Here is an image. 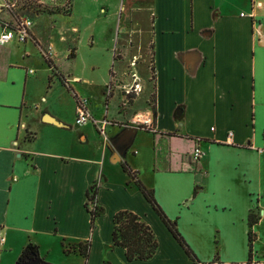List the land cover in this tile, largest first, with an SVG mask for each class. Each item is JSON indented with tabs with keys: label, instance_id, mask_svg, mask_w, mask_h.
Wrapping results in <instances>:
<instances>
[{
	"label": "crops",
	"instance_id": "crops-1",
	"mask_svg": "<svg viewBox=\"0 0 264 264\" xmlns=\"http://www.w3.org/2000/svg\"><path fill=\"white\" fill-rule=\"evenodd\" d=\"M116 1L121 9L128 0ZM94 2L49 0L59 10L31 18L30 35L23 44L12 39L0 45V237L4 238L0 264H15L29 241L37 245L43 262L57 264L54 254L81 256L64 253V245L86 240L90 241L87 264L104 260L193 264L136 184L130 185L133 180H116L111 169H105L109 157L112 162H126L153 189L165 214L176 220L180 235L203 260L199 261L264 264V0H150L146 9L155 108L144 110L154 113L153 130L138 128L131 143L138 148L130 149L131 158L125 153L120 160L91 121L102 142L96 154L80 139H40L44 132L66 127L54 111L39 108L35 97L29 96L35 72L28 68L31 54H42L48 47L51 59L42 54L47 88L52 89L55 77L57 84L71 90V80L80 81L57 68L62 57L76 56L72 32L77 27L64 23L75 15L91 16ZM13 5L12 0L0 4V14L3 7L7 9V15L0 17V32L16 21L9 10ZM66 5L69 11L64 13ZM45 15L55 18L50 29L38 23ZM115 55L119 54L112 56L103 89L110 85L113 66L117 70L121 65L122 59ZM138 56L133 53L130 63L135 65ZM145 74L135 71L132 83ZM103 89L108 105L113 99ZM72 93L74 120L82 97L88 99L95 118H108L93 113L83 92ZM39 97L45 99L43 94ZM108 119L115 122L107 126L110 139L132 117L124 123L122 117ZM110 127L116 131L110 133ZM195 148L201 152L197 159L192 155ZM142 162L149 163L148 173ZM95 181L102 212L91 228L85 201L86 190ZM121 209L136 213L154 231L158 248L151 258L128 261L122 247L112 246V216ZM250 211L257 219L250 227L253 237L248 247Z\"/></svg>",
	"mask_w": 264,
	"mask_h": 264
},
{
	"label": "rangeland",
	"instance_id": "rangeland-1",
	"mask_svg": "<svg viewBox=\"0 0 264 264\" xmlns=\"http://www.w3.org/2000/svg\"><path fill=\"white\" fill-rule=\"evenodd\" d=\"M5 1L0 0V4L4 6ZM40 1L43 5L52 6L48 3L49 0ZM99 1L103 3L97 7ZM108 1L95 0L91 16L75 15L69 20L65 18L64 26L68 28L77 27V31L72 32V35L75 36L76 56L74 59L62 57L57 68L62 74H68L70 78L73 76L79 77L80 81L73 82L71 80L72 90L57 84L55 78L58 77L53 79L52 89L47 88L46 74L42 70V65H45L44 58L37 51L31 54L32 58L28 68L33 69L35 72L31 74L33 80L28 85V89L31 91L29 96L35 97L39 108L42 106L54 111L66 127L62 130L55 128V130H51L52 132H44L41 134L40 139H45L47 136L64 141L68 139H78L79 141L80 139L81 143L86 144L92 150L86 148L87 152L90 150L92 154L97 153V147L102 142L98 138L101 136L94 130L92 123L89 121L82 126L75 125V96L72 93L74 89L77 90L78 94L83 92L89 98V104L96 116L106 114L108 118H114L115 120L122 117L123 123L130 120L136 112L150 108L152 104L149 100L153 83L149 46L150 15L146 9L150 6V0H128L130 2L127 1V3L124 1L121 9V5L118 8L119 1L113 0L111 4ZM3 8L0 17L7 15V9ZM38 23L46 25L50 29L55 25V18L45 15L40 18ZM69 34L71 33L69 32ZM114 53L119 54L118 56L115 55V58H121L122 62L119 69L115 70L116 66L114 65V71H110L112 80L109 82L110 90L108 91L107 88L103 89V85L109 78V69L111 63H113L112 56ZM133 53L139 54L135 65L132 62L130 63L129 60ZM144 69L147 75L144 73ZM135 71L145 74V77L139 75L141 79L133 84ZM123 72L126 75H123ZM102 89L107 98L113 99L108 105L104 103ZM42 94L45 99L41 101L39 96ZM31 99L32 97H30V101ZM31 106L35 105L31 104ZM117 112L119 115H117ZM110 128V133L116 131L115 127ZM79 130L82 131L81 136L78 135ZM137 148V146L131 144L126 151L127 157H132L133 152L131 153L130 149ZM80 153L82 152L80 151ZM77 154H79V151ZM146 164L149 163L142 162V170L148 173L145 167ZM104 167L107 170L111 169L116 180L120 181L122 177L131 180V177L123 170L121 162H112L109 157L105 161ZM130 185L134 187L133 181H130ZM52 258L57 264H64L63 262L84 264L81 256L54 254ZM198 259L201 260L199 257Z\"/></svg>",
	"mask_w": 264,
	"mask_h": 264
},
{
	"label": "trees",
	"instance_id": "trees-1",
	"mask_svg": "<svg viewBox=\"0 0 264 264\" xmlns=\"http://www.w3.org/2000/svg\"><path fill=\"white\" fill-rule=\"evenodd\" d=\"M14 5L9 7V10L16 21L24 17L34 18L37 14L45 12L59 10V8L43 5L40 0H12ZM64 13L69 11L68 6H64ZM48 61V60H47ZM150 101L152 102L151 108L154 109V94L150 93ZM155 112V111H154ZM154 115V113H153ZM122 168L131 177L133 182L136 184L146 201L151 205L154 211L157 213L159 218L168 228L171 235L177 241V244L183 250L185 255L193 264H204L199 261L195 256L189 245L180 235L177 230L176 220L170 219L159 203L156 201L154 191L152 188L144 185L138 177H136V171H133L126 162L122 163ZM97 192L98 186L95 181L86 190V201L85 207L90 214V225L91 228L94 225L95 218L101 214L102 207L97 203ZM257 215L252 211L247 215V225L249 227L247 235L248 247L251 245L252 233L250 227L256 221ZM112 246L118 245L124 249L125 257L128 261L132 260H146L151 258L158 248V241L152 228L136 213L121 209L116 211L112 216ZM90 241L73 243L64 245V253H78L84 257V264H87L88 250ZM42 259L39 257L38 247L33 242L29 241L21 250L15 264H22L27 259ZM102 264H110L108 260H104Z\"/></svg>",
	"mask_w": 264,
	"mask_h": 264
},
{
	"label": "built area",
	"instance_id": "built-area-1",
	"mask_svg": "<svg viewBox=\"0 0 264 264\" xmlns=\"http://www.w3.org/2000/svg\"><path fill=\"white\" fill-rule=\"evenodd\" d=\"M32 26V19L29 17L21 18L18 21H15L12 24H6L2 27L0 32V45L8 43L12 39L17 41L24 42L30 35V28ZM42 54L51 59L52 49L48 47L45 50H42ZM107 90H110V85H108ZM88 121H91L98 132L103 135L104 139H108L107 135V126L114 124L115 122L108 118H95L88 108V99L86 97L78 98L76 115H75V124L82 125ZM135 126L137 128L150 129L153 130V113L150 109L138 111L134 114L132 119L125 126ZM230 133H228V136ZM201 154L198 148L193 150V158L197 159ZM3 237H0V243L3 241Z\"/></svg>",
	"mask_w": 264,
	"mask_h": 264
},
{
	"label": "water",
	"instance_id": "water-1",
	"mask_svg": "<svg viewBox=\"0 0 264 264\" xmlns=\"http://www.w3.org/2000/svg\"><path fill=\"white\" fill-rule=\"evenodd\" d=\"M137 129L138 128L135 126H126L119 133H117L115 136L111 137L108 140V145L114 149L115 155L117 156L118 160H120V158L125 155L128 147L132 143L134 134L136 133ZM22 264H48V263L41 262L39 259L35 258L31 261L27 260Z\"/></svg>",
	"mask_w": 264,
	"mask_h": 264
},
{
	"label": "flooded vegetation",
	"instance_id": "flooded-vegetation-1",
	"mask_svg": "<svg viewBox=\"0 0 264 264\" xmlns=\"http://www.w3.org/2000/svg\"><path fill=\"white\" fill-rule=\"evenodd\" d=\"M27 260L31 261V260H33V259H32V258H30V259H27ZM27 260H26V261H27Z\"/></svg>",
	"mask_w": 264,
	"mask_h": 264
}]
</instances>
